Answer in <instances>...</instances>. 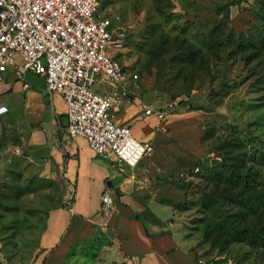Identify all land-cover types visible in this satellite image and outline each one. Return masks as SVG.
I'll return each instance as SVG.
<instances>
[{"label": "rangeland", "instance_id": "obj_1", "mask_svg": "<svg viewBox=\"0 0 264 264\" xmlns=\"http://www.w3.org/2000/svg\"><path fill=\"white\" fill-rule=\"evenodd\" d=\"M101 8L128 30L120 55L138 76L130 100L165 111L148 124L154 151L142 159L163 170L149 173L169 211L152 218L172 224L202 264H264V0H244L223 17L198 0H102ZM24 80L25 100L44 86L34 73ZM20 91L0 137V264L39 263L46 216L71 199L44 130L49 106L39 116L22 111ZM54 118L58 136L62 115ZM127 239L115 229L98 234L76 243L65 264H143L125 250Z\"/></svg>", "mask_w": 264, "mask_h": 264}, {"label": "built area", "instance_id": "obj_2", "mask_svg": "<svg viewBox=\"0 0 264 264\" xmlns=\"http://www.w3.org/2000/svg\"><path fill=\"white\" fill-rule=\"evenodd\" d=\"M101 7L102 0H0V82L9 72L20 81L29 72L42 76L47 91L65 102L68 136L84 138L103 160L135 167L154 149L116 122L120 89L138 76L121 61L128 30ZM95 82L110 89L98 92ZM142 109L165 117L161 108ZM101 201L106 211L114 206L109 188Z\"/></svg>", "mask_w": 264, "mask_h": 264}, {"label": "crops", "instance_id": "obj_3", "mask_svg": "<svg viewBox=\"0 0 264 264\" xmlns=\"http://www.w3.org/2000/svg\"><path fill=\"white\" fill-rule=\"evenodd\" d=\"M231 0H203L202 6L217 8ZM251 2L253 0H246ZM225 16V13L219 17ZM42 77V76H41ZM44 79V78H43ZM136 80H129L120 91L121 105L116 116L119 125L131 129L133 136L140 142L148 143L155 133L149 130L153 116H146L142 109L145 101L134 98L131 85ZM27 84V88L23 84ZM95 90L105 92L110 88L99 83ZM0 123L5 120L6 111H13L11 102L13 93L18 87L25 105L22 111H28L39 116L43 109L49 106L50 116L44 130L48 133L51 150L62 161L61 173L66 185L65 196L71 195L69 203L52 209L46 216V225L39 236V249L42 260L37 264H65L66 258L76 243L86 245L98 234L115 229L126 234V249L141 255L143 264H199L197 255L180 235L171 231L172 224L163 227L160 216L151 214L169 211L156 198L157 189L150 173L163 171L161 168L145 169L142 160L135 166L129 167L122 163L109 162L95 155L82 137L71 138L66 132V105L58 93L47 92L44 86L38 92H30L27 100L26 90L30 85L17 80L11 72L5 74L0 82ZM36 97V98H35ZM47 102V103H46ZM136 104H135V103ZM135 106L133 114L119 119ZM54 115H62L63 132L57 136V126ZM63 117L65 122H63ZM35 132V124L31 125ZM40 131L39 129H37ZM34 136V134H33ZM1 153V151H0ZM153 169V170H152ZM105 188L110 189V197L114 206L104 208L101 195ZM169 215L166 214L165 217ZM136 262V261H135ZM126 264H133L129 260ZM141 264V263H139Z\"/></svg>", "mask_w": 264, "mask_h": 264}, {"label": "trees", "instance_id": "obj_4", "mask_svg": "<svg viewBox=\"0 0 264 264\" xmlns=\"http://www.w3.org/2000/svg\"><path fill=\"white\" fill-rule=\"evenodd\" d=\"M243 1L244 0H231L230 2L224 4L223 6H218L216 8V14L220 15L222 13V11L227 10L231 6L239 5ZM179 103H180V105H186V101H184V100H181ZM1 134H2V123H0V137H1ZM237 232L239 234H245V233H247V230L246 229H240V230H237ZM250 237H253V235L250 234Z\"/></svg>", "mask_w": 264, "mask_h": 264}]
</instances>
